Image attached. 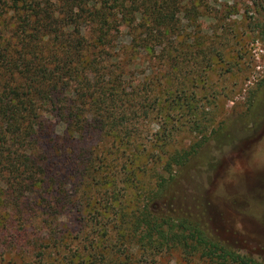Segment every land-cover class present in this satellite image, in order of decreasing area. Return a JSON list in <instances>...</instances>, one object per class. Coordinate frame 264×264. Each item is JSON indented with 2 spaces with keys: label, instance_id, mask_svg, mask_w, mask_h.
Wrapping results in <instances>:
<instances>
[{
  "label": "trees",
  "instance_id": "obj_1",
  "mask_svg": "<svg viewBox=\"0 0 264 264\" xmlns=\"http://www.w3.org/2000/svg\"><path fill=\"white\" fill-rule=\"evenodd\" d=\"M245 2L264 43V0ZM235 6L0 0V248L2 240L17 248L4 246L0 262L7 254L6 264H152L158 254L177 253L264 264L213 240L199 207L186 211L176 201L175 186L209 164L201 97L220 92L206 85L199 93L195 82L210 83L225 50L246 54L244 36L255 31L234 29ZM55 118L59 134L49 133ZM93 129L99 138L78 152L76 142ZM192 132L200 138L185 145ZM28 201L47 208L35 239ZM65 209L84 219L81 235Z\"/></svg>",
  "mask_w": 264,
  "mask_h": 264
},
{
  "label": "rangeland",
  "instance_id": "obj_2",
  "mask_svg": "<svg viewBox=\"0 0 264 264\" xmlns=\"http://www.w3.org/2000/svg\"><path fill=\"white\" fill-rule=\"evenodd\" d=\"M245 1L247 0H217L218 4L236 3L238 16H230L233 20H239L237 24L234 23V29L255 31L248 38L244 36V43L248 45L246 54L236 57L234 52L225 50L222 61L215 64V71L207 75L212 78L210 83L207 80L204 84L195 82L198 89L204 88L199 93L206 91V85L211 86L210 91L213 87L220 92L215 98L207 95L201 97V103L207 105V118L210 120L206 122L208 131L205 132L209 138L204 139L201 150L209 164L190 172L192 177L188 183L182 181L175 186V191L179 197L182 196L176 200L177 204L186 211L190 208L189 211L197 212L196 208L199 207L206 231L213 240L264 262V43L257 36L256 24L249 18L254 15L250 10L244 12ZM241 14L247 20L240 21ZM199 18L196 21H203V17ZM259 19L264 21L262 16ZM60 125L58 118L53 119L49 133L59 134ZM149 126L150 129L156 127L154 123H149ZM214 129L219 130L218 133H209ZM185 135V145L200 138L195 132ZM215 135H220L219 140H215ZM98 138V132L90 130L76 142L78 152L84 151ZM55 160L52 171L59 176V157H55ZM61 162V167L68 168L65 157L61 158ZM28 202L30 208L27 211L36 221H33L32 227L29 226V231L35 239L36 236L43 235L41 225L37 223L43 217L47 218V208L39 209L32 201ZM159 206L160 202L157 200L155 207ZM64 214L72 231L81 235L79 230L83 227L84 219L69 209H65ZM7 234L12 236L11 232ZM3 235L6 234L0 233V236ZM14 235L16 234L13 233ZM2 241L0 251L5 246V240ZM5 247L11 252L17 249L11 244ZM6 255L4 254V261L0 264H6ZM209 262L208 259L198 260L197 257L181 259L177 253H161L155 256L152 264H216Z\"/></svg>",
  "mask_w": 264,
  "mask_h": 264
}]
</instances>
